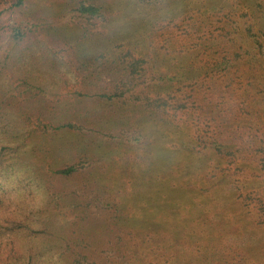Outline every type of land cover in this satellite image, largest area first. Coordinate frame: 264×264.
I'll list each match as a JSON object with an SVG mask.
<instances>
[{
    "label": "rangeland",
    "instance_id": "374dc122",
    "mask_svg": "<svg viewBox=\"0 0 264 264\" xmlns=\"http://www.w3.org/2000/svg\"><path fill=\"white\" fill-rule=\"evenodd\" d=\"M17 1L0 0V92L20 117L21 151H28V165L54 186V168L70 162L87 165L71 179L77 192L69 189L53 197L47 208L60 226L79 229V240L87 243L76 251L105 261L100 251L108 245V234L118 242L111 264H264V227L256 211L258 197L264 198V154L249 149L245 138L234 146L240 152L231 162L232 156L218 155L195 139V129L186 121L153 113L139 103L123 106L97 96L123 76L117 61L127 51L147 58L155 75L170 74L172 88L186 81L181 73L187 62L183 54L178 58L187 49L185 41L178 36L171 40L175 30L163 15L159 12L151 32L143 34L139 13L145 12H130L129 0H98L106 20L86 31L54 23L67 16L73 0H24L20 6ZM45 23L55 28L44 32L38 26ZM14 25L29 27L27 35L43 43L27 49L24 39L13 37ZM164 42L170 51H160ZM23 53H31L27 63L18 58ZM112 68L120 71L103 74ZM255 69L260 72L257 81L234 94L238 100L251 98L252 107L264 95L259 91L264 66ZM165 84L156 81L152 87L165 91L170 82ZM38 116L49 124V133L37 127ZM247 117L239 119L242 126H248ZM261 121L250 122L258 126ZM61 123L81 129L53 128ZM18 185L20 197L39 202L40 191ZM93 196L105 209L96 208L95 200L97 205H88ZM146 200L157 208L145 210ZM110 210L113 219H99ZM169 245L173 252L163 254Z\"/></svg>",
    "mask_w": 264,
    "mask_h": 264
},
{
    "label": "trees",
    "instance_id": "16d2710c",
    "mask_svg": "<svg viewBox=\"0 0 264 264\" xmlns=\"http://www.w3.org/2000/svg\"><path fill=\"white\" fill-rule=\"evenodd\" d=\"M23 1L18 0L16 5L20 6ZM128 2L131 3L130 12L135 10L145 12V14L139 13L143 18V24L138 26H141L140 30H143V34L151 32L155 18H158L160 12L166 19L165 24L175 30L171 40H176L178 36L185 41L184 46L187 49L182 50L178 58L183 54L187 62L185 66L187 70L183 69L184 72L181 73L186 81H179L172 88L174 78L169 76L170 74L155 75L156 73L151 72L148 67L147 58L137 57L131 51H127L118 56L117 61L122 67L123 76H119L112 85L109 83L97 93V96L111 102L116 101L123 106L129 102L139 103L153 113L186 121L192 129H195V139L211 147L218 155L232 156L231 162L237 159V151L240 152L239 149L233 151L234 146L245 138L249 149L256 151L254 153L258 156L259 153L263 155L264 95L263 99L252 107L251 98L249 102L245 97L243 100H238L239 97L234 94L241 95L248 84H252L253 80L257 81L256 73L259 71L255 66H264V0H129ZM100 3L98 0H73L67 16L53 22L74 27L81 26L89 31L98 22L106 20L105 8ZM231 3H239V5ZM150 18L152 22L149 23ZM49 23L38 27L48 32L49 28H55L54 24ZM27 30H30L27 26L14 25L13 37L17 41L24 39L27 49L43 43L40 38L31 39L27 35ZM167 44L169 42H164V45L160 46V51L167 52L169 50ZM30 54L23 53L18 58L23 60V63H27L32 57ZM13 66L12 69L15 68ZM118 71L120 70L112 68L103 74L110 76ZM110 78L107 77L108 82L111 81ZM156 81L164 84L170 82V84L167 90L158 92L152 87ZM259 91L264 93V87ZM9 99L0 92V264H111L113 252L118 250V242L113 243L108 234L104 237H108V245L100 252L104 255L105 261L94 254L88 255V252L79 253L76 249L83 246L82 243H87L84 239L79 240V229L70 230L69 227L60 226L47 210L53 197L67 194L69 189L73 193L77 192L73 189L75 187L71 184V179L78 175L80 168H85L87 165L84 162H70L63 167L50 170L58 179L57 186L52 185L53 182L47 175L39 173L33 166L28 165L26 160L28 151L25 155L21 151L20 137L23 132L19 125L20 117L7 104ZM245 115L248 116L247 127L239 122L241 121L239 119ZM252 119L263 121L257 126L250 122ZM41 120L38 116L37 127L41 126L43 133H49V124ZM53 128L81 129L72 123H61L54 125ZM54 152L56 154V151ZM260 162L264 170V155ZM65 180H68L70 185L69 182L65 183ZM19 183L37 192L40 191L39 202L34 203L20 197L16 191L19 189ZM94 200L97 204L100 201L93 196L88 205L95 203ZM258 202L256 211L259 213L258 224L262 228L264 198L258 197ZM144 203L145 210L158 206L153 200H146ZM99 204L96 208L102 206L104 207L102 209H105L104 205ZM113 217L115 215L110 210L105 217L100 216L99 219L107 221ZM151 232L156 236L155 242L158 243L159 236L154 230ZM74 233L78 238L74 237ZM171 252L173 245L167 246L163 254L167 255ZM70 254L71 262L68 261ZM119 258L118 256L115 259L119 260Z\"/></svg>",
    "mask_w": 264,
    "mask_h": 264
}]
</instances>
